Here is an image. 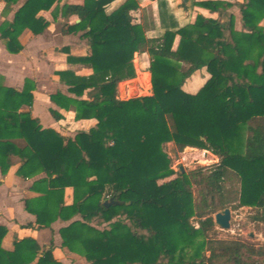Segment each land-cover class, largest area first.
<instances>
[{
  "label": "trees",
  "instance_id": "obj_1",
  "mask_svg": "<svg viewBox=\"0 0 264 264\" xmlns=\"http://www.w3.org/2000/svg\"><path fill=\"white\" fill-rule=\"evenodd\" d=\"M56 1L28 0L21 18L0 26L9 52L23 49L19 37L26 28L35 35L44 32L36 15ZM113 1L85 0L68 8L80 18L69 31L83 32L90 52L68 60L93 73L59 72L72 96H50L55 105L74 112L75 121L96 124L73 138L45 129L25 110L33 105L35 84L26 80L22 91L0 84L1 172H8L14 158L29 154L20 160L17 175L26 180L44 175L30 189L36 196L25 201L36 218L33 227L70 222L59 231L62 246L88 264H263L264 244L217 239L213 214L249 207L255 210L252 221L264 224V0L238 3L250 32L244 55L235 52L229 36L233 16L222 23L198 15L182 26L164 17V32L149 38L131 14L137 1L126 0L108 13ZM191 6L223 16L233 4L207 0ZM176 36L181 42L175 51ZM143 53L151 58L152 94L119 100L118 84L136 77L134 60ZM202 68L209 80L197 93L185 92L186 79ZM168 143L180 151L208 152L196 153L198 161L192 154L191 165L218 162L175 172ZM67 188L73 190L70 205ZM107 193L122 204L104 206ZM5 234L0 228V264H61L52 246L42 249L30 238L17 241L11 252L3 250Z\"/></svg>",
  "mask_w": 264,
  "mask_h": 264
},
{
  "label": "crops",
  "instance_id": "obj_2",
  "mask_svg": "<svg viewBox=\"0 0 264 264\" xmlns=\"http://www.w3.org/2000/svg\"><path fill=\"white\" fill-rule=\"evenodd\" d=\"M85 0H57L55 4L47 11H40L36 15V20L45 27L43 33L35 35L29 28H26L19 37L23 49L17 53H11L7 50L0 35V84L7 88L22 91L26 80L35 84L33 105L30 110L34 118H38L40 124L45 129H53L62 136L73 138L80 130H88L94 126V120L75 121V113L65 111L55 105L50 96L58 92L64 95L72 96L68 92V86L61 81L58 73L63 71H72L77 76H90L93 70L79 62L69 61V57L82 58L89 55V48L83 32L73 33L69 31L71 26L80 22L78 15L70 13L68 8L71 6H81ZM126 0H115L108 5V13L117 9ZM138 9L131 14L136 23L141 24L146 29V35L149 38L160 36L164 32V17L166 20L172 17L173 23L182 26L187 23H193L198 15L220 21L222 16L217 12L191 6L185 10L182 3L179 9L172 4L166 5L165 0H136ZM147 1H149L147 3ZM202 2L207 0H191ZM233 4L230 9H237L236 24L233 29V38L236 46V53H245L250 45V32L244 28L240 15L238 3L243 0H220ZM28 0H19L15 4L8 5L7 0H0V26L4 22H13L16 18H21L28 10L26 5ZM26 5V6H25ZM191 5V3H190ZM229 9V10H230ZM228 10V11H229ZM165 14V15H164ZM184 19H189L188 21ZM171 21V20H170ZM169 22V21H168ZM264 27V19L260 23ZM181 37L176 36L173 50L179 48ZM151 58L147 53L136 55L134 67L136 77L118 84V98L129 99V94H124L126 85L135 84L133 92L137 96H150L152 94L151 75L149 65ZM210 74L206 68L195 71L184 82L182 89L190 94L197 93L209 80ZM136 81V82H135ZM123 89V90H122ZM132 92V93H133ZM57 111L62 118L56 120L51 110ZM169 151L175 149L179 152L174 143H168ZM183 151L196 154L198 152L208 153L199 148L186 147ZM29 154L23 153L21 156L13 159V165L4 175L0 170V228L6 230L2 239L1 247L5 251H13L15 243L24 239H34L42 248L53 247V256L61 264H88L86 259L68 248L62 246L60 229L67 226L70 222H55L50 228L37 229L33 227L36 218L29 213L25 207V201L36 196L30 189L35 180L43 177L41 174L32 179H23L17 175L20 160ZM202 156V155H201ZM216 160L215 162H217ZM73 201V190H65V203L70 205ZM248 209L249 207H239ZM251 209V208H250ZM254 238L256 234H252ZM264 242V239H263ZM264 244V243H263ZM264 263V262H263Z\"/></svg>",
  "mask_w": 264,
  "mask_h": 264
},
{
  "label": "rangeland",
  "instance_id": "obj_3",
  "mask_svg": "<svg viewBox=\"0 0 264 264\" xmlns=\"http://www.w3.org/2000/svg\"><path fill=\"white\" fill-rule=\"evenodd\" d=\"M233 1V0H232ZM149 1H147L148 3ZM183 2H186L184 0H165V3L167 5L168 4H172L173 6H175V8L179 9V5ZM187 6L191 7L190 3L191 1L187 0ZM237 9H230L228 12H226L221 18H220V22L222 23H228L230 21V16H233L234 18V25L236 24V15H234V12L236 13ZM185 22L186 20L188 21L189 19H184ZM230 38H233V34L229 33ZM136 82V81H135ZM137 84V83H135ZM131 84L132 88H136V85ZM123 90V89H122ZM137 92H133L131 97L132 98H136V97H140L137 96ZM167 148V146H166ZM167 151L172 159V169L175 172H179V167L182 166L183 169L185 170L186 173L196 170V169H200V168H206V167H211L213 165H215L217 162L212 161H207V162H201L198 163L196 165H191L188 163V160H190L189 158L191 157L192 154L187 153L185 151H179L177 152V158H175V156L173 154L170 153L169 148H167ZM185 154L187 155V160L185 159ZM195 158L198 161V156L194 155ZM176 177V175L172 176L171 178H168L166 180H162L159 181L160 184L164 183L165 181H169L170 179H174ZM229 209L231 210V227L229 230H222L220 228H218L216 226V238L217 239H221V240H235V239H241L250 243H253L255 245H261L263 244V239H264V224H256L252 221L253 216L255 215V210L253 209H240L238 208H232L229 207ZM215 214H213V218H214ZM251 233L256 234L254 236V238H250ZM206 256H209V253H206Z\"/></svg>",
  "mask_w": 264,
  "mask_h": 264
},
{
  "label": "water",
  "instance_id": "obj_4",
  "mask_svg": "<svg viewBox=\"0 0 264 264\" xmlns=\"http://www.w3.org/2000/svg\"><path fill=\"white\" fill-rule=\"evenodd\" d=\"M187 1V0H184ZM170 153L173 154L175 156V158H177V152L175 149H171ZM179 173H185V170L183 169L182 166L179 167ZM122 202L120 201H116L114 198H110L107 201H104V206L106 207H110L112 205H121ZM231 221V210L229 208H226L224 210H221L219 212H217L214 216V222L216 224V226L222 230H229L231 227L230 224ZM252 236V235H250Z\"/></svg>",
  "mask_w": 264,
  "mask_h": 264
},
{
  "label": "built area",
  "instance_id": "obj_5",
  "mask_svg": "<svg viewBox=\"0 0 264 264\" xmlns=\"http://www.w3.org/2000/svg\"><path fill=\"white\" fill-rule=\"evenodd\" d=\"M124 94H129V99H131L132 97H131V95H132V88L130 87V86H128V85H126L125 86V88H124ZM143 97V96H142ZM119 100H128V99H120V98H118ZM111 198V196H110V194L109 193H107V194H105V196H104V199L107 201V200H109ZM264 264V263H263Z\"/></svg>",
  "mask_w": 264,
  "mask_h": 264
},
{
  "label": "bare ground",
  "instance_id": "obj_6",
  "mask_svg": "<svg viewBox=\"0 0 264 264\" xmlns=\"http://www.w3.org/2000/svg\"><path fill=\"white\" fill-rule=\"evenodd\" d=\"M132 92H133V89H132Z\"/></svg>",
  "mask_w": 264,
  "mask_h": 264
}]
</instances>
